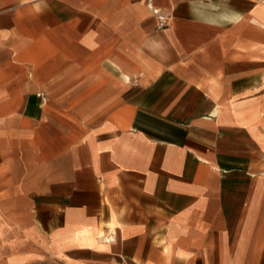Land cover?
I'll list each match as a JSON object with an SVG mask.
<instances>
[{
    "label": "crops",
    "instance_id": "1",
    "mask_svg": "<svg viewBox=\"0 0 264 264\" xmlns=\"http://www.w3.org/2000/svg\"><path fill=\"white\" fill-rule=\"evenodd\" d=\"M45 261L264 264V0H0V264Z\"/></svg>",
    "mask_w": 264,
    "mask_h": 264
},
{
    "label": "rangeland",
    "instance_id": "2",
    "mask_svg": "<svg viewBox=\"0 0 264 264\" xmlns=\"http://www.w3.org/2000/svg\"><path fill=\"white\" fill-rule=\"evenodd\" d=\"M36 264H60V263L52 262V261H45V262H42V263H36ZM61 264H62V263H61Z\"/></svg>",
    "mask_w": 264,
    "mask_h": 264
},
{
    "label": "built area",
    "instance_id": "3",
    "mask_svg": "<svg viewBox=\"0 0 264 264\" xmlns=\"http://www.w3.org/2000/svg\"><path fill=\"white\" fill-rule=\"evenodd\" d=\"M161 20H163V21H164V18L162 17V18H161Z\"/></svg>",
    "mask_w": 264,
    "mask_h": 264
},
{
    "label": "clouds",
    "instance_id": "4",
    "mask_svg": "<svg viewBox=\"0 0 264 264\" xmlns=\"http://www.w3.org/2000/svg\"><path fill=\"white\" fill-rule=\"evenodd\" d=\"M235 15H239V13H235Z\"/></svg>",
    "mask_w": 264,
    "mask_h": 264
}]
</instances>
